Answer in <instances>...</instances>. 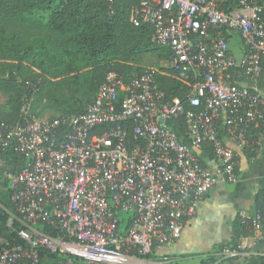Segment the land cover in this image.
Returning <instances> with one entry per match:
<instances>
[{
  "label": "built area",
  "instance_id": "2783aa9c",
  "mask_svg": "<svg viewBox=\"0 0 264 264\" xmlns=\"http://www.w3.org/2000/svg\"><path fill=\"white\" fill-rule=\"evenodd\" d=\"M129 20L170 50L161 67L188 88L185 99L158 88L160 71L127 82L109 71L82 114L39 118L25 101L15 121L0 123V196L10 188L8 204L0 202V264H168L164 250L207 194L237 182L238 156L219 126L251 162L261 150L251 128L264 125L262 96L230 78L236 67L249 78L264 75V0H138ZM223 31L241 40L238 62ZM181 118L179 137L167 125ZM204 150L212 166L202 163ZM13 155L26 161L16 173L7 166ZM116 212L131 214L123 232ZM240 219L264 257V196L259 212ZM246 256L237 243L204 261Z\"/></svg>",
  "mask_w": 264,
  "mask_h": 264
},
{
  "label": "trees",
  "instance_id": "16d2710c",
  "mask_svg": "<svg viewBox=\"0 0 264 264\" xmlns=\"http://www.w3.org/2000/svg\"><path fill=\"white\" fill-rule=\"evenodd\" d=\"M137 3L138 0H114L112 4L107 0H0V59L10 61L15 72L22 77L23 94L27 100L44 87V81L31 80V67L46 77L47 85L65 91V96H51L54 104L65 108L61 115L48 119L82 114L92 103L98 86L109 71L123 76L127 82L132 74L142 71L132 66L139 57L154 54L165 62L171 56L169 49L150 41L148 26L135 27L130 22L131 10ZM48 77L56 81L51 82ZM155 81L168 97L185 99L188 88L174 78L173 71L161 67ZM76 96L79 101L75 100ZM22 104L14 105L10 112L0 109V123L15 121ZM31 110L34 114L33 107ZM167 126L179 137L184 133L183 118L169 122ZM259 129L258 126L255 131ZM209 148L207 146L206 150ZM206 150L202 158L208 154ZM244 151L248 160L249 150ZM11 158L7 166L15 173L19 172L25 165V158L19 155ZM236 176L237 179L240 176L238 171ZM263 196L264 180L255 195V213L261 209ZM118 217L119 229L123 232L129 225V218ZM5 222L6 216L1 215L0 232L4 231ZM240 222L237 215L232 223L237 237L246 235ZM37 229L53 235L50 227L44 224ZM73 263L83 264L75 259ZM244 264H264V257H252Z\"/></svg>",
  "mask_w": 264,
  "mask_h": 264
},
{
  "label": "crops",
  "instance_id": "0c3cea01",
  "mask_svg": "<svg viewBox=\"0 0 264 264\" xmlns=\"http://www.w3.org/2000/svg\"><path fill=\"white\" fill-rule=\"evenodd\" d=\"M223 33L229 45L230 55L238 62L244 53L241 40L236 34L226 31H223ZM162 74L165 75L163 72ZM230 81L240 87L258 92L264 101V75L249 78L239 67H236L231 72ZM258 126L260 129L257 132L255 129ZM218 131L226 146L238 156V172L240 176L235 184L220 183L207 194L198 205L193 216L186 221L177 242L164 250L163 256L168 262H173L174 264H195L194 262L198 261L201 264L207 257L222 248L241 242L251 245V247L247 245L246 250L252 254L250 257H244L241 264H244L252 257L259 256L258 254L262 251L261 246L255 242L254 236L244 235L243 237H237L233 232L232 223L237 215L255 214V195L264 180V125H254L251 128L253 135L260 134L262 145L253 162L250 161V158L246 159L248 154L240 145L226 140L222 126H219ZM202 153L203 151L199 154L202 163L212 166L213 162L207 152L205 158H202ZM236 260L239 259L227 262Z\"/></svg>",
  "mask_w": 264,
  "mask_h": 264
},
{
  "label": "rangeland",
  "instance_id": "374dc122",
  "mask_svg": "<svg viewBox=\"0 0 264 264\" xmlns=\"http://www.w3.org/2000/svg\"><path fill=\"white\" fill-rule=\"evenodd\" d=\"M163 63L164 61L159 60L156 55L147 54L139 57L138 60L132 64V66L138 70L152 69L160 71V68ZM29 75L31 80L39 79L40 81H44V87L39 94H33L29 96V99L27 100L26 96L23 94L24 88L22 87L21 83L22 77L17 74V72H15L14 65L10 61L0 59V109L4 112H10L14 105H21L22 102L26 99V101H29L31 103V107H33L34 114L39 118H52L61 115V110L64 109L65 106L61 104H54L51 101V96H65V91H60L58 87H51L47 85L46 77L41 75L32 67L30 68ZM48 78L51 82L56 81V79L50 77ZM75 100L79 101L80 98L77 97ZM9 193L10 188H7L6 192L0 196V202H5L9 196ZM116 214L120 217H129L131 215L130 213L125 212H116ZM247 245L251 247L250 244ZM194 263L199 264L198 261H195ZM241 263L242 259L232 262H225L223 264Z\"/></svg>",
  "mask_w": 264,
  "mask_h": 264
}]
</instances>
